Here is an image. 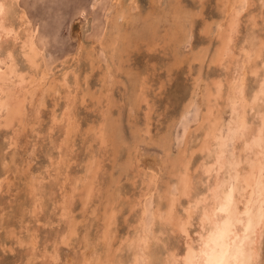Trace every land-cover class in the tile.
<instances>
[{"label":"rangeland","instance_id":"374dc122","mask_svg":"<svg viewBox=\"0 0 264 264\" xmlns=\"http://www.w3.org/2000/svg\"><path fill=\"white\" fill-rule=\"evenodd\" d=\"M13 4L1 54L14 48L18 70L34 78L21 120L0 125V264H96L108 252L119 264L136 253V264H171L175 252L180 261L187 235L164 221L171 210L184 216L215 179L206 145L221 139L209 138V108L229 138L222 149L232 172L244 132L262 119L264 0ZM25 22L42 52L36 69L21 51ZM242 103L257 107L246 105L245 131ZM187 170L188 195L180 184ZM226 177L235 194V177ZM198 215L189 226L194 241ZM258 245L255 264H264V223Z\"/></svg>","mask_w":264,"mask_h":264},{"label":"bare ground","instance_id":"6f19581e","mask_svg":"<svg viewBox=\"0 0 264 264\" xmlns=\"http://www.w3.org/2000/svg\"><path fill=\"white\" fill-rule=\"evenodd\" d=\"M14 1L15 0H0V62L6 63V68L4 70L0 69V114L1 111L5 110V108L7 110V115H3L4 118L2 121H0V125H5L9 127L12 126L18 119L21 120V114L25 106V101L27 96L26 94L29 91V84L28 85L25 84L27 82L29 83L31 77H33V76H27L26 74H24V72L18 70L19 66L17 61V55L19 52L16 54L14 48L11 47L7 48L8 49L7 52L3 55L1 54L3 38L13 33V29H14V27L12 28V26L8 25V20H7L8 18L12 17L10 12L13 9L11 8H15L13 6H16L13 4ZM17 16H19V13ZM22 19H24V17ZM228 21L229 23L226 28V34L224 35L225 36L224 40L226 45V46L224 45L225 47H227L228 42L231 38L230 31H232V29L234 28L237 22L234 16H232ZM27 23L29 24V22ZM27 23L25 22L24 24ZM30 25L31 24H29V26L26 27V30L24 29L26 35L22 39L21 51H22V55L31 65L30 67L36 69L38 67L37 65H39V60L42 59V55H41L42 52L40 48L35 44L34 41L35 34L33 33L32 28H30ZM21 36L20 38H22ZM223 51L225 52L226 50L223 49ZM219 56H221L220 60L221 58L222 59L224 58L223 55H219ZM254 66H255L254 72L258 71V66L257 65ZM240 90H242V88L238 87L237 91L235 92L238 93ZM256 92H257L256 96L259 95L260 98L264 99V82L259 88V90ZM237 93L235 94L236 97L234 96L233 100H236V98H238L237 95H239V93L238 94ZM255 98L257 99V97ZM255 98L254 100L253 99L252 100L255 101ZM260 98L258 97V99ZM239 99L241 98L239 97ZM250 104L247 103L244 105L242 103L241 113L240 114L238 113L239 116L244 115L243 119L242 120L240 119L241 120L240 126L243 131H245L246 126L248 125L247 116H246L247 115L246 105L250 106V108H253L254 106L253 104L251 105ZM209 110H210L209 115L206 116V120H208L209 123L208 125L211 129L210 132L211 134L210 133L208 134L209 138L212 137V139L216 141L218 140L217 138H220L221 141L220 140L218 141L217 147H213L214 144H216L217 142L214 144L210 143V145H206L207 149L211 153H213L211 160L212 162L210 161L211 163H209V165L206 166V171L210 176L212 175V173H215L216 176L213 181V184H210L208 186L205 194H203L201 197L196 198L195 200H190L189 203L190 206L186 207L185 210L186 213L184 216L181 215L183 213L176 214V212L174 213L172 210L168 215H166L165 218L166 221L164 222L172 228V231L175 232L181 231L187 235V237L185 236L187 238L186 241L187 247L185 249L184 255H181V257L183 256L182 259H180L179 261V257L176 254V252L175 253L172 252L173 257L171 260V264H178V263L180 264H255L257 263L256 261H258L257 260L258 256H260V249L258 242H259V234L264 223L263 222L264 221L263 219L264 217V176H263L264 152L263 151L264 150H262L261 147L262 142L264 141V111L262 112V116H261L262 119L260 125L258 124L259 126L256 129H253L249 126L250 130L244 132L245 133L244 135L246 136L245 139L243 140L244 141L243 146L242 148H240V153L236 158L235 156L232 157V161L230 160L232 169H234V172H232L229 170L228 160L225 157H223L225 152L222 149L224 147V146L222 147L223 141L225 142V139H229V138L222 137V134L220 133L221 130H216V128L220 126L218 125L216 127V122L219 121V115L215 114L212 111L213 109L211 107L209 108ZM0 118H2V116ZM234 123H236V121L234 120L232 124L230 123L231 127L229 128L230 129L229 136L233 135L232 133L236 126L234 125ZM185 166L187 167L186 163ZM228 175H232L236 179L235 194L233 192V189L231 192V190L228 187L229 186L228 178L226 177ZM211 181L212 180H210V182ZM180 184L182 185L183 193L188 195L189 194L188 191H190V187L192 184L191 174L188 172V170L187 172L181 174ZM192 203L194 204L196 203V205L193 204L194 206H192ZM195 206L196 208H194ZM197 213H199L198 223L200 228L197 231V233L199 234L198 240L194 241L192 237H190L189 226L192 224L193 217H195V214ZM194 243L196 244L194 245ZM108 254H110L111 256L103 257L104 260L101 259L98 262H96V264H119L118 260L117 262L115 261L116 258H114L113 254H111L110 252H108ZM137 258H138V253H136L135 259H133L134 261L132 264H136Z\"/></svg>","mask_w":264,"mask_h":264}]
</instances>
